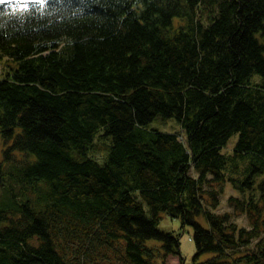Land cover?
Here are the masks:
<instances>
[{
	"label": "trees",
	"instance_id": "obj_1",
	"mask_svg": "<svg viewBox=\"0 0 264 264\" xmlns=\"http://www.w3.org/2000/svg\"><path fill=\"white\" fill-rule=\"evenodd\" d=\"M3 60L0 264H264V0H4Z\"/></svg>",
	"mask_w": 264,
	"mask_h": 264
},
{
	"label": "rangeland",
	"instance_id": "obj_2",
	"mask_svg": "<svg viewBox=\"0 0 264 264\" xmlns=\"http://www.w3.org/2000/svg\"><path fill=\"white\" fill-rule=\"evenodd\" d=\"M5 60L0 63V78L4 75L6 70ZM162 118H156L149 127L156 128L162 132L176 133L180 132V125L175 119L161 120ZM238 136L234 135L227 146L223 149L224 152L230 153L233 145L236 143ZM98 139V137L96 138ZM2 140L0 138V157L2 151ZM103 151H98L97 157L102 158ZM246 162V161H245ZM244 170V169H243ZM259 181L264 178V174L259 176ZM223 191L220 196L221 203L216 210L217 213H226L229 212L232 214V219L236 221L240 226L249 227V220L245 215H236L234 214L232 206L229 204V198L231 196L239 197V194L230 183H226L222 187ZM160 228L171 231L174 234L178 235L180 239V248L181 254L185 259L187 264L191 263L192 257L196 252L194 242L192 240V228L190 226H182L181 220L179 218H173L168 214H162V218L159 224ZM155 264H181L179 256L176 255H167L164 261L160 258L156 260Z\"/></svg>",
	"mask_w": 264,
	"mask_h": 264
},
{
	"label": "snow or ice",
	"instance_id": "obj_3",
	"mask_svg": "<svg viewBox=\"0 0 264 264\" xmlns=\"http://www.w3.org/2000/svg\"><path fill=\"white\" fill-rule=\"evenodd\" d=\"M4 2V0H0V3H3Z\"/></svg>",
	"mask_w": 264,
	"mask_h": 264
}]
</instances>
